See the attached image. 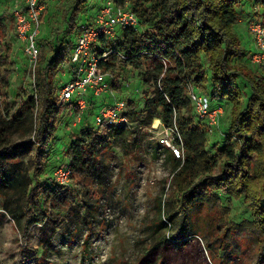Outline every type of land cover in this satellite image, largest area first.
I'll return each instance as SVG.
<instances>
[{"label": "trees", "instance_id": "16d2710c", "mask_svg": "<svg viewBox=\"0 0 264 264\" xmlns=\"http://www.w3.org/2000/svg\"><path fill=\"white\" fill-rule=\"evenodd\" d=\"M76 1L74 7L61 11L62 31L52 23L40 36L43 46L38 53L33 93L25 97L17 94L10 105L2 92L9 83L5 68L9 57L0 56V66L4 67L0 71L1 208L22 239L32 224L44 226L51 211L59 206L62 187L47 175L45 160L50 159L48 151L54 146L57 115L65 105L58 106L62 83L55 78L56 73L70 60L80 24L75 17H79L80 4L86 0ZM111 1L129 6L139 25L143 21L149 26L141 32L139 26L117 28L113 37L101 36L94 45L96 54L101 56L111 48L115 51L106 60L99 59L97 68L112 74L120 66L142 69L141 82L147 89L142 107L137 109L129 102L124 112L131 128L109 125L100 134L92 126L81 127L79 134L71 138L67 152L73 173L90 187L100 177L102 152L111 141L128 143L136 128L149 127L154 118H159L164 126L175 124L182 136L184 155L182 159L175 158L165 149L171 171L166 179L168 194L163 200L166 208L158 225L175 221L177 228L168 236L181 244L192 238V233L198 237L207 234L204 248L211 264H231L221 252L227 248V236L235 233L241 223L227 221V207L212 199L217 196L215 190H221L244 203L253 218L256 260L247 264H264V71L238 62L244 51L233 30L243 5L264 6V0ZM45 12L43 9L42 21L46 19ZM44 44L50 45L49 54ZM69 73L72 76L70 69ZM238 76L247 81L245 101L243 89L239 90L234 82ZM189 85L197 91L210 92L213 99L231 102L228 139L222 145L208 148V132L194 110ZM89 104L92 108L103 105L93 98L88 99ZM82 115L88 117L86 112ZM156 144L158 147L161 143ZM24 156L27 163L23 164ZM175 194L179 199H175ZM200 205L215 217L202 224L195 215L189 224L187 211L191 215ZM189 226L194 232L187 230ZM167 241L163 235L155 246L160 252L156 264L166 261L163 246ZM27 248L18 257L20 261L31 253V247L29 253Z\"/></svg>", "mask_w": 264, "mask_h": 264}, {"label": "rangeland", "instance_id": "374dc122", "mask_svg": "<svg viewBox=\"0 0 264 264\" xmlns=\"http://www.w3.org/2000/svg\"><path fill=\"white\" fill-rule=\"evenodd\" d=\"M76 2L44 1V9L47 12L44 13L46 19L38 37L40 47L43 46L41 37L49 30L50 24L53 23L58 30H63L61 11L71 9ZM104 3L105 0H86L80 4L81 13L79 17H75L78 24L87 21L88 16L98 11ZM15 5L16 0H0V56L9 57V63L5 66L8 69L9 83L2 92L9 105L16 99L17 94L25 97L33 93L32 81L27 75V58L14 30L11 11ZM258 19L264 21V6L245 4L233 26L240 48L244 51L238 62H243L253 70L260 68L250 61L256 47L249 32V24ZM148 26V23L142 21L138 31L141 32ZM49 46L44 44L48 54ZM119 54L121 55L120 52ZM2 69L4 67L0 66V71ZM69 69L71 64L66 60L55 78L64 84L72 77ZM142 71L120 66L114 72L117 79L113 93L117 98L132 102L137 109L142 107L143 92L147 89L141 82ZM234 82L239 90L243 89L245 101V93H248L247 81L238 76ZM204 94L209 97L212 107H222L219 126L212 134H208L207 145L212 149L228 139L226 132L231 119L232 104L228 99L211 98L210 92ZM110 95L106 93L95 100L103 105L111 103L114 99ZM89 105L83 110L88 117L83 118L82 112L76 124V111L71 109L70 105L62 106L52 137L54 146L48 151L50 159L45 160L48 176L54 178L53 169L69 162L67 147L71 138L79 134L80 128L95 127L94 115L99 106L92 108ZM79 114L80 112H77V115ZM154 119L149 127L136 128L128 143H109L102 152L103 169L100 177L94 180L93 185L87 187L83 184L84 181L73 173L68 185L60 189L59 206L51 211L44 226L32 224L25 239L21 238V233L12 219L3 212L0 197V264H138L140 260H144L143 264H156L160 252L155 246L163 235L168 239L163 246L166 258L164 264H211L204 248L207 234L198 237L192 233V238L181 244L172 242L168 236L177 228L175 221L167 223L166 226L158 225L159 218L166 208L163 200L168 194L166 179L171 171V164L167 160L165 148L161 144L156 147L161 124L154 126ZM201 123L205 125L203 119ZM22 162L27 163V156L23 157ZM215 193L217 196L212 199L216 204L225 205L228 209L226 220L230 223H241L235 233L227 236V248L221 252L222 258L231 264L255 261L256 231L246 205L221 190H215ZM174 197L179 199L178 194ZM193 212L191 215L189 211L186 213L189 224L195 215L196 221L202 224L215 217L213 212H209L202 205L197 206ZM187 230L194 232L191 226ZM29 247L32 249L31 253L28 252ZM24 248H27L29 254L25 260L20 261L18 257ZM190 252L191 255L188 254Z\"/></svg>", "mask_w": 264, "mask_h": 264}, {"label": "built area", "instance_id": "2783aa9c", "mask_svg": "<svg viewBox=\"0 0 264 264\" xmlns=\"http://www.w3.org/2000/svg\"><path fill=\"white\" fill-rule=\"evenodd\" d=\"M43 9V0H16L15 8L11 11L15 33L22 43L23 53L27 58V75L31 78L33 89L40 49L38 37L43 28L41 20ZM90 17L89 20L81 22L78 26L77 37L71 47L69 57L72 77L59 89L58 106L64 103L69 104L70 108L76 111V121H74L76 124L80 120L81 113L88 106L89 98L98 99L103 94L109 93L114 100L99 107L94 115V129L101 134L109 125L122 124L131 128L124 113L128 102L125 99L117 98L113 93V86L116 83L115 75L100 72L97 68L98 60H106L108 54L115 49L111 48L98 56L94 45L101 36L106 39L113 37L117 28L138 27L139 19L129 6H118L111 0H105L100 9ZM249 32L256 47L250 61L260 69H264V21L261 19L251 21ZM189 90L190 100L197 116L204 120L208 134H212L219 126V118L222 113L221 105L212 107L209 97L203 92L195 90L192 85H189ZM77 112L80 114L77 115ZM160 124L159 142L175 158L182 159L184 155L182 136L175 124L164 126L161 120ZM72 173L73 169L69 162L56 167L52 172L55 181L62 188L68 185Z\"/></svg>", "mask_w": 264, "mask_h": 264}, {"label": "bare ground", "instance_id": "6f19581e", "mask_svg": "<svg viewBox=\"0 0 264 264\" xmlns=\"http://www.w3.org/2000/svg\"><path fill=\"white\" fill-rule=\"evenodd\" d=\"M160 123V120L158 118L154 119V126H158Z\"/></svg>", "mask_w": 264, "mask_h": 264}]
</instances>
